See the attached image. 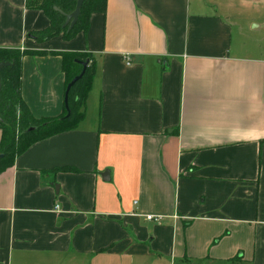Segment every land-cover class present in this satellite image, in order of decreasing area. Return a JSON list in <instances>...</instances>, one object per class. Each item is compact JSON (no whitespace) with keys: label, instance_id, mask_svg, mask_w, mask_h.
<instances>
[{"label":"crops","instance_id":"crops-1","mask_svg":"<svg viewBox=\"0 0 264 264\" xmlns=\"http://www.w3.org/2000/svg\"><path fill=\"white\" fill-rule=\"evenodd\" d=\"M49 23L0 0V46L97 72L78 126L0 173V264H264V0H107L87 33L30 36ZM62 63L23 58L36 118L64 112Z\"/></svg>","mask_w":264,"mask_h":264},{"label":"trees","instance_id":"trees-1","mask_svg":"<svg viewBox=\"0 0 264 264\" xmlns=\"http://www.w3.org/2000/svg\"><path fill=\"white\" fill-rule=\"evenodd\" d=\"M77 0H26L29 8L43 10L50 23L47 27L30 32L38 42H45L62 35L66 39L74 38L79 32L89 30L90 16L93 12H104L107 0H84L79 19L73 28L64 26L66 14L76 7ZM59 8L60 10L56 9ZM60 55L63 59L62 71L66 76V90L71 80L80 74L83 63L89 60L84 75L67 93V104L71 110L67 116L64 112L54 117L36 118L22 96V62L26 55ZM9 61L10 65L0 69L2 88L0 92V173L14 163L17 155L23 153L33 143L55 134L73 129L85 117L86 102L92 89L97 72L95 56L89 51L72 50H38L21 47L0 46V62ZM34 127L30 130L29 128ZM76 170L73 167H59L55 170Z\"/></svg>","mask_w":264,"mask_h":264},{"label":"water","instance_id":"water-1","mask_svg":"<svg viewBox=\"0 0 264 264\" xmlns=\"http://www.w3.org/2000/svg\"><path fill=\"white\" fill-rule=\"evenodd\" d=\"M83 2L84 0H77L76 2V7L75 9L71 12V13H67L66 14V21L64 23V26H68L69 29L73 28L74 25L77 23L78 19H79V15L81 13V8H82V5H83ZM57 10H60L59 8L56 7ZM81 63H83L84 65V68L82 70V72L78 75H76L72 80L71 82L68 84L67 86V90L65 92V104H66V108H67V116L70 115V108L67 104V93L68 91L70 90V88L84 75L85 71H86V68L88 66V63H89V60L85 61V62H82L80 61ZM10 65V62L9 61H2L0 62V69L5 67V66H8ZM1 88H2V81H1V77H0V92H1ZM30 130L34 129V127H31L29 128ZM4 154L3 153H0V158L3 157ZM57 191H58V186H57Z\"/></svg>","mask_w":264,"mask_h":264},{"label":"built area","instance_id":"built-area-1","mask_svg":"<svg viewBox=\"0 0 264 264\" xmlns=\"http://www.w3.org/2000/svg\"><path fill=\"white\" fill-rule=\"evenodd\" d=\"M126 61L129 63L130 62V59L128 57H126ZM59 204H56V209L58 210L59 209ZM60 210V209H59ZM147 219L149 220H154L156 222H161L162 219H163V216L162 215H153V214H148L146 215Z\"/></svg>","mask_w":264,"mask_h":264}]
</instances>
